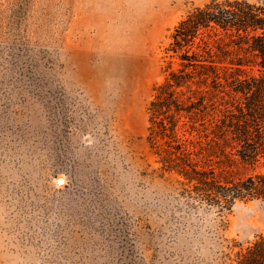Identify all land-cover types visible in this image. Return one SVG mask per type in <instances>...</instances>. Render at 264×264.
<instances>
[{
  "label": "rangeland",
  "instance_id": "obj_1",
  "mask_svg": "<svg viewBox=\"0 0 264 264\" xmlns=\"http://www.w3.org/2000/svg\"><path fill=\"white\" fill-rule=\"evenodd\" d=\"M209 1L0 0V264H229L264 235V199L187 204L146 138L171 32Z\"/></svg>",
  "mask_w": 264,
  "mask_h": 264
},
{
  "label": "trees",
  "instance_id": "obj_2",
  "mask_svg": "<svg viewBox=\"0 0 264 264\" xmlns=\"http://www.w3.org/2000/svg\"><path fill=\"white\" fill-rule=\"evenodd\" d=\"M163 80L147 106V142L182 177L189 205L221 212L264 199V9L211 0L174 26ZM229 264H264V235Z\"/></svg>",
  "mask_w": 264,
  "mask_h": 264
},
{
  "label": "bare ground",
  "instance_id": "obj_3",
  "mask_svg": "<svg viewBox=\"0 0 264 264\" xmlns=\"http://www.w3.org/2000/svg\"><path fill=\"white\" fill-rule=\"evenodd\" d=\"M60 183H62V182H60Z\"/></svg>",
  "mask_w": 264,
  "mask_h": 264
}]
</instances>
